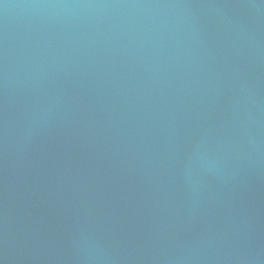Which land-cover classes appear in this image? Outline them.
Segmentation results:
<instances>
[{
    "label": "water",
    "instance_id": "water-1",
    "mask_svg": "<svg viewBox=\"0 0 264 264\" xmlns=\"http://www.w3.org/2000/svg\"><path fill=\"white\" fill-rule=\"evenodd\" d=\"M0 264H264V0H0Z\"/></svg>",
    "mask_w": 264,
    "mask_h": 264
}]
</instances>
